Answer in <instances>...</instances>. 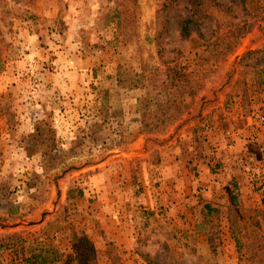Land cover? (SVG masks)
Instances as JSON below:
<instances>
[{"label": "rangeland", "instance_id": "obj_1", "mask_svg": "<svg viewBox=\"0 0 264 264\" xmlns=\"http://www.w3.org/2000/svg\"><path fill=\"white\" fill-rule=\"evenodd\" d=\"M257 50L264 0H0L11 135L5 153L0 144V230L23 205L46 221L38 237L4 231L0 244L22 259L37 239L74 251L86 237L95 264H264V58H244ZM68 62L87 63L77 83L47 81ZM164 62L185 77L169 99ZM159 100L186 109L164 134L144 135ZM194 123L221 141L213 181L225 159L243 179L208 190L191 170L185 197L167 177L178 159L165 161Z\"/></svg>", "mask_w": 264, "mask_h": 264}, {"label": "crops", "instance_id": "obj_2", "mask_svg": "<svg viewBox=\"0 0 264 264\" xmlns=\"http://www.w3.org/2000/svg\"><path fill=\"white\" fill-rule=\"evenodd\" d=\"M87 63H79L80 67H77L76 64L72 62H68L66 65L58 66L55 70V74L49 77L47 81H51V84L58 83L65 86H71L78 82L79 72L85 69V65ZM75 80V81H74ZM45 81V82H47ZM8 86V81L4 75L0 76V92H4L6 87ZM2 95H8L2 94ZM3 99V98H2ZM1 99V100H2ZM193 125V126H192ZM190 126H184L181 131V136L177 143V146L172 147V159H169V155H167V159L165 161L166 165H170L169 162L175 160L178 162H172L174 166H170L171 173L167 174V177L171 178L172 183H176L175 188L183 187L184 188V196L188 197L192 194L196 186L194 183H190L188 178L185 175H191V170L200 175V186L208 188V190L212 189L214 185H228L230 182H235L242 180L241 175H237L233 171L234 162L228 159L223 161L224 165H222V169L225 170V174L222 177H217L218 183H215L214 180V171H216L215 163L212 162V159L218 154L221 141L219 140V136L214 130L210 133H200L199 125L192 124ZM8 128V120L5 116L0 118V144L4 145L1 148H4L2 153L6 152L7 143L10 142L9 130H4ZM213 149V150H212ZM264 162V157H263ZM221 164H218L220 167ZM261 166V165H260ZM168 169V168H167ZM166 169V171H167ZM258 169V168H257ZM221 171V169H220ZM220 176V175H218ZM220 182L222 184H220ZM174 185V184H173ZM21 198H24V191L21 192ZM24 200V199H23ZM29 203L37 204L38 200H34L33 197L28 198ZM219 202V201H218ZM23 207L19 210V213L16 214L18 217L17 220L10 223L8 229L5 231L3 229L0 232H24V234L29 237L28 240L34 238L33 236L38 237L41 235V231L44 229V224L46 223L45 219H42V207L32 206L29 209ZM28 214H25V213ZM31 212V213H29ZM6 218L11 214H4ZM15 215H11L14 217ZM39 233L38 235L36 233ZM59 243V241L57 242ZM118 247L122 252L130 249L126 244L119 243ZM104 248V247H103ZM102 246L99 249L100 252H104ZM26 251V254H23V258L20 259L17 257L16 248L15 249H1L0 250V264H40L41 262H34L33 257L42 256L48 260L46 264H78L74 259V254L72 250V246H70L68 242L67 247L52 246L49 242H42L41 239H37L35 244H29V247ZM104 253H101L102 261L105 260L103 256Z\"/></svg>", "mask_w": 264, "mask_h": 264}, {"label": "trees", "instance_id": "obj_3", "mask_svg": "<svg viewBox=\"0 0 264 264\" xmlns=\"http://www.w3.org/2000/svg\"><path fill=\"white\" fill-rule=\"evenodd\" d=\"M246 2L247 0H239V4L241 6H244ZM184 31L185 28L183 27V32ZM250 56H261L262 58H264V50L249 52L244 58L246 59ZM163 64L165 65V81L161 85V97L163 99H169L170 96L168 93L171 91V89L177 90L181 87H184L183 84L181 86L179 85L185 77L178 66H170L169 62H164ZM262 69H264V65L262 66ZM262 74L264 76V73ZM262 85H264V77L262 79ZM191 93L192 92H190V94ZM155 107L157 108V110L156 112H152L151 117H143L142 119L141 133L144 135L164 134L168 130V128H170V126H172L179 119V117L183 114L186 109L182 103L175 102L174 104H168V102H164V100L163 102L162 100H159ZM15 247L16 246L12 244L8 246H5L2 243L0 244V250L15 249ZM258 250L261 254H263L264 246L258 247ZM73 253L74 258L78 264H95L96 262V251L86 237H81L77 239V244L74 248ZM41 257L42 256H35L33 257V261L38 263L40 261V264L48 263V260H46L45 257ZM262 262L264 263V259L262 258V256H260V263ZM29 264L32 263L29 262Z\"/></svg>", "mask_w": 264, "mask_h": 264}, {"label": "built area", "instance_id": "obj_4", "mask_svg": "<svg viewBox=\"0 0 264 264\" xmlns=\"http://www.w3.org/2000/svg\"><path fill=\"white\" fill-rule=\"evenodd\" d=\"M259 120H260L261 122H264V114H262V115L260 116Z\"/></svg>", "mask_w": 264, "mask_h": 264}]
</instances>
